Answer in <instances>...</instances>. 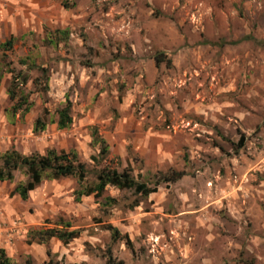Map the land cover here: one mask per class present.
<instances>
[{"label":"rangeland","instance_id":"374dc122","mask_svg":"<svg viewBox=\"0 0 264 264\" xmlns=\"http://www.w3.org/2000/svg\"><path fill=\"white\" fill-rule=\"evenodd\" d=\"M57 30L69 37L49 42ZM12 36L0 155L75 151L91 183L104 167L153 181L185 174L146 198L108 187L77 201L78 180L62 178L23 201L16 173L0 182V248L13 264H264V0H0V44ZM8 68L29 78L25 115L13 113ZM38 68L47 92L32 84ZM68 97L73 123L60 130ZM40 116L47 129L34 133ZM64 223L79 237H35Z\"/></svg>","mask_w":264,"mask_h":264},{"label":"trees","instance_id":"16d2710c","mask_svg":"<svg viewBox=\"0 0 264 264\" xmlns=\"http://www.w3.org/2000/svg\"><path fill=\"white\" fill-rule=\"evenodd\" d=\"M56 38L53 33H50L49 42L66 40L68 31L57 30ZM52 39V40H51ZM17 38L12 36L0 44V49L4 51L0 55V62L6 63L8 52L13 50ZM23 64L28 65L27 61L23 60ZM30 67H37L35 64ZM9 67V66H8ZM40 74L32 84L37 91L47 92L50 86V75L48 69L38 68ZM7 72L11 75V80L7 88V94L10 101L13 103V113L22 111L25 114L31 112L33 103L29 101V94L23 89L29 82L27 75L22 72L16 73L14 68H8ZM3 81V74L0 73V87ZM48 120L46 116L37 118L34 125V133H41L47 129ZM73 123L72 117V102L67 98L65 106L58 111L57 126L60 130L69 128ZM93 139L96 144L100 145V155L105 157L109 154V146L105 138H103L96 128L93 130ZM241 146L245 145V136L240 139ZM23 174L27 180L20 181L16 184L13 195H18L23 201H28L31 193L38 188L44 181L59 180L62 178H75L78 180L79 188L76 191L77 201H81L83 197L95 195L96 197H104L108 187H114L120 191H129L141 198H146L158 191V188L163 183H175L184 177V172H172L161 176L157 181L152 179H140L135 176L131 169L119 171L110 167L100 169L95 177L94 182H90L88 168L85 163L81 162L78 154L75 151H57L49 149L45 154L34 153L24 155L16 149H11L0 155V182H14L16 173ZM151 182H154L151 184ZM116 199L105 197L104 205L113 207L116 204ZM137 205V204H135ZM64 229H47L35 232L39 242H47L52 238H57L63 243H69L73 239L79 237L78 230H67L72 227L70 223H64ZM114 240H126L129 243L128 236H123L118 229L111 228ZM0 264H13L12 259L7 255L6 251L0 248Z\"/></svg>","mask_w":264,"mask_h":264},{"label":"crops","instance_id":"0c3cea01","mask_svg":"<svg viewBox=\"0 0 264 264\" xmlns=\"http://www.w3.org/2000/svg\"><path fill=\"white\" fill-rule=\"evenodd\" d=\"M6 41V40H5Z\"/></svg>","mask_w":264,"mask_h":264}]
</instances>
